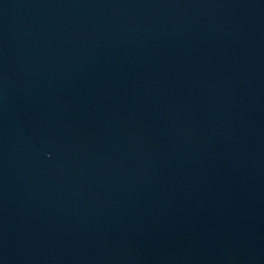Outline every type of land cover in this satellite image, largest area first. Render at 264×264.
Wrapping results in <instances>:
<instances>
[{
    "label": "water",
    "instance_id": "95a60500",
    "mask_svg": "<svg viewBox=\"0 0 264 264\" xmlns=\"http://www.w3.org/2000/svg\"><path fill=\"white\" fill-rule=\"evenodd\" d=\"M0 264H264V0H0Z\"/></svg>",
    "mask_w": 264,
    "mask_h": 264
}]
</instances>
